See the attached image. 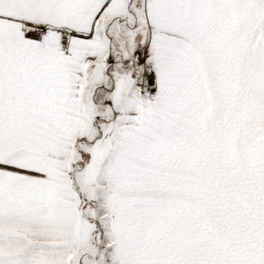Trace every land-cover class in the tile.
Instances as JSON below:
<instances>
[{
    "label": "snow or ice",
    "instance_id": "obj_1",
    "mask_svg": "<svg viewBox=\"0 0 264 264\" xmlns=\"http://www.w3.org/2000/svg\"><path fill=\"white\" fill-rule=\"evenodd\" d=\"M0 264H264V0H0Z\"/></svg>",
    "mask_w": 264,
    "mask_h": 264
}]
</instances>
